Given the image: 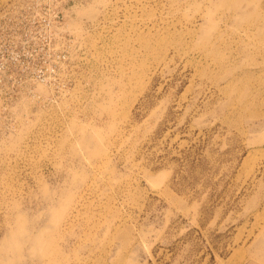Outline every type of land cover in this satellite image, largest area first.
Returning a JSON list of instances; mask_svg holds the SVG:
<instances>
[{"label": "rangeland", "instance_id": "1", "mask_svg": "<svg viewBox=\"0 0 264 264\" xmlns=\"http://www.w3.org/2000/svg\"><path fill=\"white\" fill-rule=\"evenodd\" d=\"M0 264H264V0H0Z\"/></svg>", "mask_w": 264, "mask_h": 264}, {"label": "bare ground", "instance_id": "2", "mask_svg": "<svg viewBox=\"0 0 264 264\" xmlns=\"http://www.w3.org/2000/svg\"><path fill=\"white\" fill-rule=\"evenodd\" d=\"M254 158H255V156H251V157H250V161H253Z\"/></svg>", "mask_w": 264, "mask_h": 264}]
</instances>
